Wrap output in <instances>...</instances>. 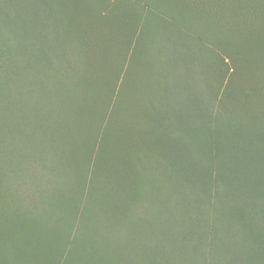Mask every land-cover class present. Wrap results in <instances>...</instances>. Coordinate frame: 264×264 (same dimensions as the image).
<instances>
[{
	"label": "rangeland",
	"instance_id": "rangeland-1",
	"mask_svg": "<svg viewBox=\"0 0 264 264\" xmlns=\"http://www.w3.org/2000/svg\"><path fill=\"white\" fill-rule=\"evenodd\" d=\"M46 3L0 0V264H264L215 167L264 155V0Z\"/></svg>",
	"mask_w": 264,
	"mask_h": 264
},
{
	"label": "trees",
	"instance_id": "trees-1",
	"mask_svg": "<svg viewBox=\"0 0 264 264\" xmlns=\"http://www.w3.org/2000/svg\"><path fill=\"white\" fill-rule=\"evenodd\" d=\"M46 1H47L46 5L49 6L50 4H48V0H46ZM134 4H135V2H134ZM147 6L150 7L151 5H149L147 3ZM153 6H154V8H157L158 7V6H155V5H153ZM52 7H54V5ZM101 8H102V6H101ZM158 8H160L161 10H163V8H161L160 6ZM91 9L94 10L95 8H91ZM96 10H99V9H96ZM96 12H98V11H96ZM153 15H155L154 17L157 19V17H158L157 14L154 13ZM108 20L111 23V19H108ZM102 22H100V23H102ZM70 23H71V21H69V18H67L66 21H65V29H64V31H67L66 34H69L70 33L71 36L73 37V39L79 40L78 43H81L82 41H87L88 38H89V36L86 37V35H85V34H87V32L86 31L81 32V30L79 29V27L77 26V24H76V27H74V24L71 26ZM60 32H61L62 36H65L66 35V34L65 35L63 34V30H61ZM106 35L109 36L108 29L104 32V34H102L101 41H103V40L104 41H107L108 40V37ZM231 36L232 35L224 34V37L229 42V44H233V46L235 48H237L238 50H242V48L239 49V46L235 45L231 41ZM122 37H124V36H122V35L119 36V41L120 42H121L120 38H122ZM126 37L127 36H125V38ZM221 39H222V37H221ZM244 49H250V46L244 47ZM245 67H246V65H245ZM21 78L22 77L17 76L16 77V80H20ZM98 103H99V101H98ZM204 109H205L204 108V104H199V110H198V112L195 111V113L198 116V119H200V118L203 119V122H205V119H206L205 118V111H204ZM200 112H202L203 116L200 115ZM98 115H99V112H98ZM98 115L96 116V119H97ZM121 116H122L121 117V120L122 121L125 120L123 123L130 122V120H128L129 117H128V114H127V110H125L124 115H121ZM81 140H82V138L79 140V143H78L79 146H80V149H81ZM77 152H79V151L75 150V157L77 155ZM204 152L207 153V151H204ZM261 152H263V151H261ZM241 156L242 157H239V156H237L234 153H229V155L227 156V158H224V157L222 159L219 158V160H217L215 162V167H216V169L218 171H221L222 170V172L219 173L220 175H222L223 173H226L227 174L225 176L226 177V181L228 183H230L231 186H234L235 184H244L245 185V183L244 182H241V181H248V182L251 183V186H252V184H254L255 186H258L257 183H258L259 171L260 170H262V172L264 171V155H259V156H255L254 155V156H252L251 158H248V159L245 156H243V155H241ZM62 163L65 165V167H67V164L66 163H64V162H62ZM65 167H62V168L64 169V171H65L66 174L63 172V173H61L62 174L61 176H62V178L64 177L65 180H66L67 176L69 175V170L67 168H65ZM237 177H239V183H236L235 182V180L237 179ZM239 187H241V186H239ZM244 187H242V188H244ZM257 188H259V186ZM256 189H254L252 192H249L248 194H252ZM239 190H241V188ZM239 190H236V191H239ZM128 193L131 196L134 192L128 191ZM241 197L240 198L242 200H243V198H245V196H241ZM129 200L132 203V200L131 199H129ZM151 202H154L152 198H151ZM139 221H140V224L137 223L138 224V227L139 228L141 227V229L144 228V230H146V232L143 231L146 234V236L147 237L149 235H150L149 237L153 236V234L151 233V230L152 229H151V226H150V222L152 221V218L150 220H147L146 218L145 219L144 218H141V219H139ZM143 221H145V222H148L149 221V224L147 225V227H148L147 229H145V225L144 226L142 225ZM141 234H142V231H141ZM144 239H145V237H142V240H144ZM137 253H138V251H137Z\"/></svg>",
	"mask_w": 264,
	"mask_h": 264
}]
</instances>
